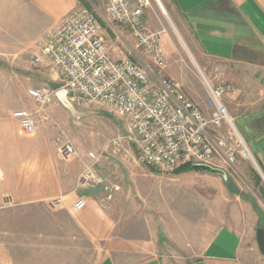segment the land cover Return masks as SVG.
<instances>
[{
	"label": "crops",
	"instance_id": "obj_1",
	"mask_svg": "<svg viewBox=\"0 0 264 264\" xmlns=\"http://www.w3.org/2000/svg\"><path fill=\"white\" fill-rule=\"evenodd\" d=\"M159 2L162 8L150 0L143 16L151 33H161L166 54L177 35L196 62L210 58L225 64L217 71L224 74L234 90L223 102L264 175V0ZM8 4L12 5L10 12ZM77 4V0H0V26L9 28L4 32L7 35L19 32L32 35V39L41 38ZM109 26L116 31L120 43L110 49L111 55L115 59L127 57L125 44L136 46L133 34L125 25H115L108 16L105 27ZM211 75L214 79L215 73ZM18 107L30 113L37 124L40 118L56 122L72 113L58 97L50 107L39 109L26 93ZM201 109L209 115L206 104ZM127 122L120 126L121 130H129ZM44 128L40 126L35 135L26 133L19 120L12 117L11 108L0 101V214H77L79 227L93 240L105 244V254L97 264H247L242 233L231 227L221 228L196 259L178 261L161 253L154 234V238H148L143 231L134 233L110 215L136 214L129 213L122 202L124 185L111 181L113 166L108 167V160L110 156L119 157L113 154V146L94 166L96 178L82 184L79 177L91 163L90 157L82 154L84 166L78 160L64 164L53 145L50 123ZM131 147L123 144L124 151ZM134 152L131 150V158H127L133 159ZM81 197L87 199V207L72 213L74 203Z\"/></svg>",
	"mask_w": 264,
	"mask_h": 264
},
{
	"label": "rangeland",
	"instance_id": "obj_2",
	"mask_svg": "<svg viewBox=\"0 0 264 264\" xmlns=\"http://www.w3.org/2000/svg\"><path fill=\"white\" fill-rule=\"evenodd\" d=\"M77 1V7L90 8L103 21L102 35L109 49L120 45L116 31L110 26L105 27L108 14L103 0ZM6 7L9 12L12 10L11 4ZM6 30L9 28L0 26V101L11 108V115L22 110L18 107L22 94L30 97L28 91L31 88L48 86L56 92L67 90L52 66L31 63L40 38L32 39V35L19 32L7 35ZM125 45L128 58L154 68L141 49ZM167 50L171 53L166 54L163 47L167 62L163 75L178 83L200 108L206 104L207 92L198 68L209 80L212 81L211 74L215 73L214 78L219 79V83L228 84L224 74L217 71L225 64L210 58L196 62L179 36L175 35L174 45ZM67 98L71 103L68 90ZM71 104L72 113L61 116L59 121L40 118L38 124L35 122L36 131L40 126L46 129L50 123L53 145L64 164L78 160L84 166L82 154H98L108 142L129 133L128 129L124 131L120 127L127 121L112 111H106L103 106L81 108ZM37 106L39 109L50 107ZM127 125L130 126V122ZM63 144L74 148L68 158L61 153ZM123 144L128 145L127 142ZM128 150L130 155L131 150L135 151L132 147ZM120 155L110 156L108 160V167L113 166L111 181L124 185L126 193L122 202L129 213L136 214H110L113 220L128 225L134 233L145 232L148 238L154 234L159 251L178 261L198 258L221 228L231 227L242 233L246 263L262 264L256 229L264 228V177L251 162L239 160L233 165L218 166L226 176L193 170L176 171L184 164L167 173L141 163L135 152L133 159L127 158L124 150ZM89 165L87 163L85 171L80 174L79 183L85 173L91 182L96 178L94 167L87 170ZM112 204L115 205L114 200ZM76 215L0 214V264H97L105 254V244L93 240L79 227Z\"/></svg>",
	"mask_w": 264,
	"mask_h": 264
},
{
	"label": "built area",
	"instance_id": "obj_3",
	"mask_svg": "<svg viewBox=\"0 0 264 264\" xmlns=\"http://www.w3.org/2000/svg\"><path fill=\"white\" fill-rule=\"evenodd\" d=\"M155 1L160 5L159 0ZM103 2L111 22L130 27L136 49L144 52L154 68L128 57L113 58L102 35L101 19L85 6L76 7L47 30L31 58L33 65L47 63L59 73L70 93L71 103L77 107H107L130 122L127 135L112 140L100 153L89 155L92 161L87 170L92 169L111 146L114 155L123 153L122 143L127 142L135 148L138 161L157 171L172 173L181 164L218 168L220 162L233 165L242 159L251 162L264 177L223 102V98L233 92V86L219 83L216 78L209 80L198 68L210 111L205 115L178 83L163 75L167 62L161 33H151L143 16L150 0ZM28 93L41 108L53 104L57 94L48 86L31 88ZM12 116L19 120L26 133H35V121L27 111H15ZM61 153L68 158L74 148L63 144ZM125 156L130 157L129 150L125 151ZM84 175L82 184L90 183L88 174ZM86 207L87 199L81 197L71 211L77 213Z\"/></svg>",
	"mask_w": 264,
	"mask_h": 264
},
{
	"label": "water",
	"instance_id": "obj_4",
	"mask_svg": "<svg viewBox=\"0 0 264 264\" xmlns=\"http://www.w3.org/2000/svg\"><path fill=\"white\" fill-rule=\"evenodd\" d=\"M57 97L67 106L72 107V104L69 102L67 98V90H60L57 91ZM191 169L195 172L199 173H207L212 175H224L226 176V173L223 169L212 167L210 165L206 164H192ZM256 241L258 245V249L262 256L264 257V228H258L256 232Z\"/></svg>",
	"mask_w": 264,
	"mask_h": 264
},
{
	"label": "trees",
	"instance_id": "obj_5",
	"mask_svg": "<svg viewBox=\"0 0 264 264\" xmlns=\"http://www.w3.org/2000/svg\"><path fill=\"white\" fill-rule=\"evenodd\" d=\"M181 170H192L191 169V164H184L183 166H181L180 168H178L176 171H181Z\"/></svg>",
	"mask_w": 264,
	"mask_h": 264
}]
</instances>
